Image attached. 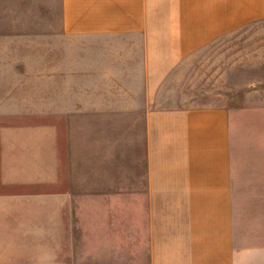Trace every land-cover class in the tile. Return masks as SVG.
<instances>
[{
  "label": "crops",
  "instance_id": "obj_1",
  "mask_svg": "<svg viewBox=\"0 0 264 264\" xmlns=\"http://www.w3.org/2000/svg\"><path fill=\"white\" fill-rule=\"evenodd\" d=\"M262 21L264 0H0V264H264L234 60L207 98L195 71Z\"/></svg>",
  "mask_w": 264,
  "mask_h": 264
},
{
  "label": "rangeland",
  "instance_id": "obj_2",
  "mask_svg": "<svg viewBox=\"0 0 264 264\" xmlns=\"http://www.w3.org/2000/svg\"><path fill=\"white\" fill-rule=\"evenodd\" d=\"M232 59L235 105L241 110L236 122L242 152L247 157L264 158V21L219 40L203 53L201 70H195L199 80H203L197 84V93L207 98L226 91V84L221 83L226 81V73L220 75L226 72Z\"/></svg>",
  "mask_w": 264,
  "mask_h": 264
}]
</instances>
